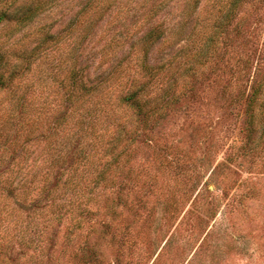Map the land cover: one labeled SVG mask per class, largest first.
Wrapping results in <instances>:
<instances>
[{
  "label": "rangeland",
  "instance_id": "obj_1",
  "mask_svg": "<svg viewBox=\"0 0 264 264\" xmlns=\"http://www.w3.org/2000/svg\"><path fill=\"white\" fill-rule=\"evenodd\" d=\"M232 1H18L0 56L30 66L0 90V264H264V138L247 152L242 98L264 0H242L220 41L231 56L196 68L159 124L123 102L146 58L161 68L151 95L170 99ZM74 70L100 91L73 88Z\"/></svg>",
  "mask_w": 264,
  "mask_h": 264
},
{
  "label": "trees",
  "instance_id": "obj_2",
  "mask_svg": "<svg viewBox=\"0 0 264 264\" xmlns=\"http://www.w3.org/2000/svg\"><path fill=\"white\" fill-rule=\"evenodd\" d=\"M18 1L19 0H0V26L12 19V15L14 14L12 11H15ZM241 2L242 0H233L230 3V7L227 12L229 15L228 19H225L222 22H219L217 19L213 25L211 24L212 27L208 29L206 27L204 28V32L201 31L199 34H197V38L204 42L205 47L203 49L206 50L203 52L202 49L198 55H194L192 57L195 58L194 63H192L191 60L187 61L183 70V74H181L178 79L174 75L172 76V79H175L173 86H171V83L169 84V92H172H170V99L165 100L160 96L156 97L155 95H151V92L153 91L151 89L152 86L159 87L161 85V83H159L161 68L156 69L146 58L141 63V72L138 75H135L133 78L134 84L131 85V89H133L123 97V102L125 105H128L134 110H138V114L143 116L144 122L151 121L153 117L159 115L161 116L157 119V124L165 119V110H169L176 104L175 102L179 100L177 95L178 90H180V88H184V90L191 89L193 84L204 79L207 71L212 68L213 65L223 63V57H227L229 55L230 51L228 49L225 50L224 54L221 52V49L226 44L221 46L222 43L220 44V41L222 42L224 34L228 35L229 30L232 27V23L230 24V21L234 19L236 11L238 8H240ZM29 13L17 20L19 24L27 25L33 20V18H35L36 13H34V11ZM163 34L164 32L162 30H152L145 34V39L160 42V40L163 38ZM229 56H231V54ZM23 58L24 56L22 59ZM230 59L231 57H229V61ZM11 62H4V58L0 56L1 91L9 89L10 85L14 83V81L18 79L20 75L22 76L30 66V62L28 61H26L28 63L24 65L17 63H14L13 65ZM240 66L243 68V70L244 68L247 69L245 75L247 77L249 63L246 62L247 67L242 65ZM201 67H208L207 71H204L202 75L196 70V68ZM241 74L242 73H240V75ZM70 79H72L73 88L77 86L89 96L93 97L97 92L100 91L99 87L87 88L86 84H82L79 71L74 70L72 74H70ZM244 79L245 78L236 79V84L240 85L238 89L239 91L241 87L244 86ZM248 79L249 93L246 95V97L242 96L245 104V114L247 116V119H245V138L247 139L245 147L247 148V152L255 153V150L260 146L259 141L264 138V61L256 67L254 75L251 76V78L248 77ZM186 81L187 83H185ZM246 92L247 90L244 92V94H246ZM171 97L173 98L171 99ZM160 100L162 101V104L165 105H161ZM258 134H260L259 140L257 136ZM54 137L56 136L54 135Z\"/></svg>",
  "mask_w": 264,
  "mask_h": 264
}]
</instances>
